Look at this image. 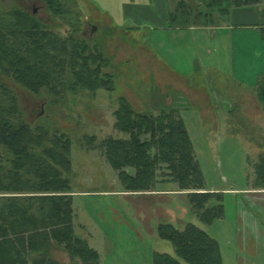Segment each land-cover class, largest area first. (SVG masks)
Returning a JSON list of instances; mask_svg holds the SVG:
<instances>
[{"label": "rangeland", "instance_id": "1", "mask_svg": "<svg viewBox=\"0 0 264 264\" xmlns=\"http://www.w3.org/2000/svg\"><path fill=\"white\" fill-rule=\"evenodd\" d=\"M56 2L64 10L61 17L51 14L42 0H0V9L17 7L34 14L48 31L61 39L67 37L71 26L77 27L79 39L88 45L89 50L102 53L104 63L101 64V73L111 77L113 90L91 91L77 86L74 90L67 88L57 96H48L46 91L33 94L16 86L6 75H0L1 89L2 85L6 92L10 88L8 93L16 96L18 112L25 123L32 128L43 127L50 134H64L69 139L68 156L71 164L68 177L71 198H75L74 193H95L110 189L121 192L125 190L124 185L118 178V171L108 163L104 155L105 149L102 147V143L108 138H127L114 126L113 114L117 109V100L124 99L132 110L138 113L156 116L161 112H173L179 115L178 108L187 104L183 101L184 97L181 98L185 90L180 88L181 85L169 75L162 63L154 58L149 36L145 32L138 30L134 24H131L133 27L130 29V26L118 28L113 24L114 21L112 23V19L107 20L103 16L109 14L107 9H112L110 7L119 3L118 0H108L107 5L102 4L105 0ZM260 2L255 7H231L229 15L238 9L262 8L264 11V0ZM198 3L197 0H170L169 13L177 12V20L173 24L182 26L179 25L180 20L185 18L188 27L202 26L211 29V26L198 21V10L194 11ZM183 4L186 8H179ZM204 13L212 16L215 24L224 18L215 11L212 13L204 8L199 20L203 19ZM230 30L226 38H221L223 40L220 46L225 47L222 48L225 50V62L230 67L229 74L235 83L231 82L229 77L223 78L214 73L202 75V72L198 71L194 82L202 84L203 87L200 90L186 91L191 99L195 98L202 107H207L206 91L217 105L218 117L209 116L208 113L204 114V117L186 116L185 122L192 140L193 153L202 173L204 189L219 196L222 216L209 223L190 214L184 219L205 231L218 243L222 264H250L251 262L245 259L251 247L248 244L245 247L243 238H247L248 220L254 224L253 219L258 222L263 219L261 214H258V218L251 213V202L264 198L263 194L254 193L259 189L251 187V175L253 162L258 160L259 155L264 156V116L255 101L254 93L236 83L251 85L256 73H264V41L259 30L240 27ZM6 92L2 89L0 94L5 95ZM176 96L177 99L168 102ZM202 122L205 124L203 128L200 127ZM2 152L3 148L0 146V156ZM248 160H251L252 164L249 165ZM126 172L134 176L133 169L127 168ZM167 173L165 169L158 171L157 181L163 182L155 189L172 187L171 183L175 182L170 181ZM249 190H252V193ZM124 196L108 197L109 203L100 200H79V206L85 208L84 215L79 218L83 220L88 215L95 214V211L105 217V209L119 211V208L126 209L132 203L143 206L146 204L142 196L136 199ZM175 198L177 204L182 203V198L187 200L186 197ZM216 203L211 200L209 204L214 206ZM165 206L161 201L156 203L153 210L148 207L151 223L156 221L158 214L161 215L165 211ZM74 214L76 215V211ZM76 217L77 215L73 218L75 235L87 245L90 242L103 258L107 253V247L102 241L103 232L98 230L97 233L88 234V231H84V227L79 225ZM87 234L89 236H86ZM159 249L160 252L174 256L173 248L167 241H162ZM50 257L59 264H77V260H71L59 247L50 250ZM99 261L98 256V264Z\"/></svg>", "mask_w": 264, "mask_h": 264}, {"label": "trees", "instance_id": "2", "mask_svg": "<svg viewBox=\"0 0 264 264\" xmlns=\"http://www.w3.org/2000/svg\"><path fill=\"white\" fill-rule=\"evenodd\" d=\"M42 1L51 14L63 15L57 0ZM197 1L194 11L198 10V21L204 25L214 23L207 13L199 20L204 8L228 17L231 7H255L261 3ZM176 14L169 13L171 24L176 22ZM180 22L187 26L185 18ZM259 31L264 41V25ZM78 32L71 26L67 37L61 39L21 8L0 9V75L33 94L46 91L48 96H57L77 86L111 92V77L101 73L102 53L90 51ZM2 89L6 92L3 85ZM9 91L10 88L5 95L0 94V264H59L50 257L54 247L61 248L77 264H98L97 252L75 235L68 177L69 139L25 123L18 112L17 98ZM253 93L264 116V73ZM113 116L115 129L127 138H108L102 147L127 192L148 191L158 171L165 169L180 190L190 191L187 199L194 216L207 223L222 216L219 196L204 189L201 170L179 115L134 112L120 98ZM257 159L253 162L251 187L263 190L264 156ZM248 164L252 161L248 160ZM127 168L134 170V176L126 172ZM211 200L216 205L211 206ZM156 234L171 244L174 256L155 251L151 264H222L218 243L190 222L180 228L158 224Z\"/></svg>", "mask_w": 264, "mask_h": 264}, {"label": "crops", "instance_id": "3", "mask_svg": "<svg viewBox=\"0 0 264 264\" xmlns=\"http://www.w3.org/2000/svg\"><path fill=\"white\" fill-rule=\"evenodd\" d=\"M92 1L95 2V0ZM118 1L119 3L114 7H110L112 9H107L109 14L106 13L107 15L105 16L103 14V16L107 20L112 19V23L114 21L115 23L113 24L118 28L130 26V29L133 27L131 24H134V27L136 26L138 30L145 32L149 36L151 49L154 51V58L162 63V66L170 73L169 75H172V77L177 80V83L181 85L180 88L185 90L184 93L182 92L183 95L181 98L184 97L183 101H186L187 104L178 108V114L182 117L192 144L185 117H204V114L207 115V113L209 116L218 117V109L216 103L214 104L213 99L204 89L203 92L205 91L206 93L207 107H202L200 102L195 98L191 99L186 94V91L191 92L196 89L200 90V88L203 87L202 84L194 82V78L198 74V71H200V73L202 72V75L214 73L223 78L229 77L228 79L234 82L229 74L230 67L225 62V50L222 49L225 47L220 46L223 40L221 38H226L228 32L231 31L230 29L234 27L255 29L258 31L259 26L264 25V11L261 10L262 8H250V10L238 9L232 11L228 17L218 20V24H207L212 27L208 29L202 26L182 27L171 24L168 18L170 0ZM107 2L108 0H105L102 4L107 5ZM262 74L263 73H256L251 85L245 83L236 84L243 89H250V91L253 92ZM175 99H177V96L169 99L168 102H173ZM204 126L205 124L202 122L200 127L203 128ZM157 179L158 178H156V182L153 186L150 187L148 191L144 192L136 193L127 192L126 190L119 192L110 189L100 190L95 193L85 192L73 194L76 196L72 198V207L74 211H76V220L79 225L84 227V231L86 229L88 234L89 232L92 234L97 233L98 230L103 232L102 241H104V245L107 247V253L104 254L103 258L101 254L90 245V242H88V245H90L99 256V264H151L153 252H160L159 248L162 245V241H164L159 239L156 234L157 225L161 223L171 224L176 228H180L185 223L189 222L188 220L185 221V217L189 214L194 216V214L190 212L188 199L182 198L183 200H180L182 203H176L177 200L175 197L187 198L188 192L181 191L175 183H171L172 187L170 189H155L158 184H162L163 182H159ZM250 193H252V190ZM254 193L264 195V190H257L256 192L254 191ZM120 195L135 199L142 196L146 204L143 206L142 204L132 203L129 204V207H126V209L119 208V211L105 209V212H107L105 217L98 215L94 210L95 214L88 215L83 220L79 218L84 215L83 210L85 209L79 206V200H100L103 203H109L108 197ZM161 201L166 204L165 211L162 212L161 215L158 214L157 217H155L156 221L151 223V221H149L151 216H149L148 207L153 210L156 208V203H160ZM114 202L116 203L115 200ZM251 203L253 204L252 215L255 214L256 217H258V214H261L263 219L261 222H258L257 219H253L252 221H254V224L248 220L247 225L249 229L247 238H243V240L245 247L248 244L251 249L245 260L250 261V264H264V198L262 197L257 201L253 200ZM88 234L86 236H89Z\"/></svg>", "mask_w": 264, "mask_h": 264}, {"label": "flooded vegetation", "instance_id": "4", "mask_svg": "<svg viewBox=\"0 0 264 264\" xmlns=\"http://www.w3.org/2000/svg\"><path fill=\"white\" fill-rule=\"evenodd\" d=\"M34 15V14H33Z\"/></svg>", "mask_w": 264, "mask_h": 264}]
</instances>
